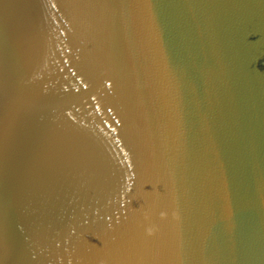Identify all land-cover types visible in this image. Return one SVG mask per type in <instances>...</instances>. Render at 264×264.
Returning a JSON list of instances; mask_svg holds the SVG:
<instances>
[{"label": "water", "instance_id": "water-1", "mask_svg": "<svg viewBox=\"0 0 264 264\" xmlns=\"http://www.w3.org/2000/svg\"><path fill=\"white\" fill-rule=\"evenodd\" d=\"M0 264H264V0H0Z\"/></svg>", "mask_w": 264, "mask_h": 264}]
</instances>
